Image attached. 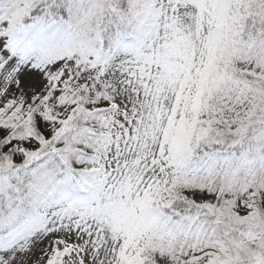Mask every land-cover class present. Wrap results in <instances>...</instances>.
Here are the masks:
<instances>
[{"label": "snow or ice", "instance_id": "6c2138e0", "mask_svg": "<svg viewBox=\"0 0 264 264\" xmlns=\"http://www.w3.org/2000/svg\"><path fill=\"white\" fill-rule=\"evenodd\" d=\"M0 264H264V0H0Z\"/></svg>", "mask_w": 264, "mask_h": 264}]
</instances>
